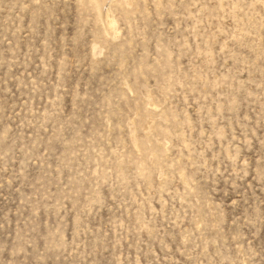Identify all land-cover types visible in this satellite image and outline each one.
<instances>
[{
  "label": "rangeland",
  "instance_id": "374dc122",
  "mask_svg": "<svg viewBox=\"0 0 264 264\" xmlns=\"http://www.w3.org/2000/svg\"><path fill=\"white\" fill-rule=\"evenodd\" d=\"M0 264H264V0H0Z\"/></svg>",
  "mask_w": 264,
  "mask_h": 264
},
{
  "label": "bare ground",
  "instance_id": "6f19581e",
  "mask_svg": "<svg viewBox=\"0 0 264 264\" xmlns=\"http://www.w3.org/2000/svg\"><path fill=\"white\" fill-rule=\"evenodd\" d=\"M109 24V23H108Z\"/></svg>",
  "mask_w": 264,
  "mask_h": 264
}]
</instances>
